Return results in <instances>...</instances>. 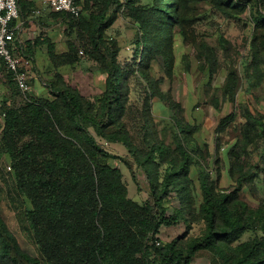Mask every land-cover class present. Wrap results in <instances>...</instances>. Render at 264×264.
<instances>
[{
    "label": "trees",
    "instance_id": "16d2710c",
    "mask_svg": "<svg viewBox=\"0 0 264 264\" xmlns=\"http://www.w3.org/2000/svg\"><path fill=\"white\" fill-rule=\"evenodd\" d=\"M89 1L84 9L91 10L90 23L83 13L78 19L53 15L68 21L72 30L87 33L86 53L105 75L102 93L86 102L80 93L64 86L58 75L62 86L50 85L53 99H31L18 106H7L6 100L1 109L0 154L11 165L18 194L31 205L25 216L40 258L21 248L0 215V264H192L205 250L224 264H264V203L250 209L240 200L244 188L259 178V166L247 159L257 145L261 146L264 165V115L254 114L241 104L246 121L242 137L228 152L229 173L235 185L230 192L217 194L215 183L202 170L200 208H196L190 177L196 150L190 149L183 136L192 129L177 120L174 149L156 142L143 151L134 145L123 121L134 94L133 76L153 84L149 74L153 61L170 73L175 30L187 35L190 3L201 0H102L97 10ZM204 1H210L215 10L229 18L233 17L229 9H245L233 0ZM120 11L126 12L138 28L136 60L142 57L136 67L120 64L117 43L109 45L105 40L106 30ZM23 13L21 8V20L27 18ZM257 13L252 16L256 30L264 34V15ZM78 36L81 39L82 33ZM28 45L31 51L30 42ZM207 49L211 81L218 68L213 50ZM8 77L12 88L16 87L11 73ZM247 78L254 86L250 72ZM237 90L238 77L231 71L224 97L236 102ZM159 99L166 101L164 95ZM232 121L234 114L226 116L220 129ZM98 136L107 143L123 144L144 169L152 188L145 203L129 198L123 173L114 167L112 155L100 145ZM172 193H177L182 207L169 215L168 198ZM183 222L186 231L192 228V222H203L205 228L196 237L160 242L158 235L163 227ZM247 232L256 236L232 247Z\"/></svg>",
    "mask_w": 264,
    "mask_h": 264
},
{
    "label": "rangeland",
    "instance_id": "374dc122",
    "mask_svg": "<svg viewBox=\"0 0 264 264\" xmlns=\"http://www.w3.org/2000/svg\"><path fill=\"white\" fill-rule=\"evenodd\" d=\"M233 1L245 6V9L242 12L229 9L233 13L232 18L215 10L210 1L190 3L191 22L187 26V35L184 37L175 30L173 36V64L170 73L163 65L153 61L149 68L153 84H146L133 76L131 87L134 94L123 120L134 145L143 151L156 142L174 149L177 120L184 127L192 129L188 134L183 133V136L190 149L196 150L193 152L196 163L190 171L196 208H200L203 202L200 180L202 170L210 175L217 194L230 192L235 185L229 173L231 165L228 152L242 137L246 121L241 104H246L254 114L264 115V34L262 30H256L252 17L254 12L256 15L257 12L264 15V0ZM82 2L84 9L86 0ZM89 2L97 10L102 0ZM142 3L145 1L136 5ZM54 13L48 7L41 14L32 13L23 26L27 31L26 37H29L24 44L26 49L20 52L29 71L28 99L16 87L12 88L9 72L0 59V132L4 101L7 100V106H18L31 99H53L50 85L57 83L62 86L58 84V75H61L64 86L80 93L86 102L93 101L102 93L105 75L86 53L87 33L72 30L68 21L59 16L54 17ZM83 18L87 23L91 22L90 8L84 9ZM79 33H82L81 39ZM137 34V26L123 11L119 12L116 21L106 30L107 44L112 45L115 41V47H119L120 64H129L130 67L141 64L142 56L136 60L135 54ZM39 39L41 42L37 43ZM207 48L213 50L218 68L211 81L208 76L210 53ZM231 71H235L238 77L236 102H230L224 97L227 76ZM247 72L253 75L254 86L248 83ZM163 95L166 101L159 99ZM230 114H234V121L220 129L221 121ZM97 139L112 155L114 167L122 171L129 198L139 204L145 203L152 188L144 169L138 166L123 144L107 143L99 136ZM261 156V146L257 145L250 158H247L253 166H259L256 169L259 178L251 186H246L240 196V200L250 209H258L264 203V165ZM10 166L0 154V215L21 248L31 256L40 258L25 216L26 209L31 205L18 194ZM168 200V214L173 215L182 207L181 200L177 193L170 194ZM191 226L187 231L185 222L170 228L163 227L158 238L162 243H169L179 237H196L202 234L205 223L192 222ZM255 236V233L247 232L232 247ZM192 264L224 263L213 252L205 250L197 254Z\"/></svg>",
    "mask_w": 264,
    "mask_h": 264
},
{
    "label": "built area",
    "instance_id": "2783aa9c",
    "mask_svg": "<svg viewBox=\"0 0 264 264\" xmlns=\"http://www.w3.org/2000/svg\"><path fill=\"white\" fill-rule=\"evenodd\" d=\"M44 4L55 13L75 19H78L83 13L82 3H79L78 0H44ZM35 13L40 14V11ZM23 24L19 0H0V59L7 71L12 74L18 91L28 99L27 95L30 92L29 71L17 43Z\"/></svg>",
    "mask_w": 264,
    "mask_h": 264
},
{
    "label": "crops",
    "instance_id": "0c3cea01",
    "mask_svg": "<svg viewBox=\"0 0 264 264\" xmlns=\"http://www.w3.org/2000/svg\"><path fill=\"white\" fill-rule=\"evenodd\" d=\"M20 2L22 1V5H19V8L21 10H24V13L22 15V17L26 15V17H30L32 13H35L36 11H40V14L45 12L47 6L44 4V0H19ZM31 10V12H30ZM26 18V19H27ZM26 19L22 20L24 24H26ZM23 24V26H24ZM26 29L24 27H22L20 33H19V39H18V46H19V51L21 52L22 50L26 49V47H24V44L26 43V41L29 39V37L27 36L26 33Z\"/></svg>",
    "mask_w": 264,
    "mask_h": 264
}]
</instances>
